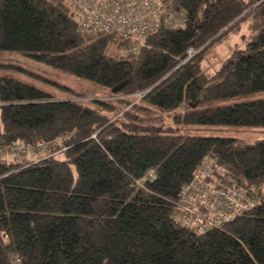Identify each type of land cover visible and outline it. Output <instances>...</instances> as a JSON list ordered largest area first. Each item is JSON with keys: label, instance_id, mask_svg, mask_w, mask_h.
Listing matches in <instances>:
<instances>
[{"label": "trees", "instance_id": "16d2710c", "mask_svg": "<svg viewBox=\"0 0 264 264\" xmlns=\"http://www.w3.org/2000/svg\"><path fill=\"white\" fill-rule=\"evenodd\" d=\"M258 1L162 0L184 25L161 26L138 54L123 55L126 40L83 33L62 0H0V51L106 92L91 99L103 106L100 113L0 76V148L50 145V156L37 162L0 155V264H264V140L185 135L180 127H264V98L198 110L203 102L264 92V0ZM245 25L242 44L206 73L207 50ZM189 49L198 53L189 58ZM141 102L181 111L168 127L163 120L156 125L133 117ZM205 157L258 190L260 204L222 230L197 235L173 215ZM150 170L156 179L138 186Z\"/></svg>", "mask_w": 264, "mask_h": 264}, {"label": "built area", "instance_id": "2783aa9c", "mask_svg": "<svg viewBox=\"0 0 264 264\" xmlns=\"http://www.w3.org/2000/svg\"><path fill=\"white\" fill-rule=\"evenodd\" d=\"M62 1L69 5L73 18L83 33L91 37L118 34L126 40L127 46L122 49L123 55L130 52L138 54L147 47L148 37L161 26L177 29L185 23L181 13L167 10L163 7L162 0ZM260 2L259 0L257 4ZM197 53L198 51L189 49V58ZM49 146L42 140L16 143L0 148V155L13 153L22 159L26 155L34 156L37 151L45 150ZM155 179V171L150 170L136 184L142 186L145 181ZM259 204L258 190L247 189L227 175L226 169L218 165L214 158L205 157L191 182L180 193L173 217L179 226L201 235L211 229L222 230L227 223ZM14 264L20 263L16 261Z\"/></svg>", "mask_w": 264, "mask_h": 264}, {"label": "rangeland", "instance_id": "374dc122", "mask_svg": "<svg viewBox=\"0 0 264 264\" xmlns=\"http://www.w3.org/2000/svg\"><path fill=\"white\" fill-rule=\"evenodd\" d=\"M248 34L246 25L243 27L241 34L231 35L224 42L215 43L205 55L203 64L204 71L208 74H214L218 71L236 49V44H242V35ZM0 76H9L24 83L35 86L45 92H48L58 99H71L81 101V103L94 111L103 113V106L91 102L94 96L102 99L106 94L103 89L95 84L67 74L61 70L37 62L34 58L17 52L0 51ZM81 95V98H76ZM138 99L140 96H137ZM264 98V92H257L249 95H243L235 98L203 102L198 110L230 106L238 103L254 101ZM108 99V98H104ZM137 98L133 99L137 102ZM180 109L174 111H162L157 107L141 102L138 107L133 109V117H145L156 120V125H161V121L168 127L171 124L172 117L180 113ZM178 125H175V127ZM182 133L185 135H196L203 137H225L239 139L250 144L256 141L264 140V127H236V126H212L198 129L188 128L184 130L180 126ZM63 143V141H62ZM49 153V152H48ZM45 150L36 152L35 159L45 157ZM30 158V157H29ZM12 160V158H9Z\"/></svg>", "mask_w": 264, "mask_h": 264}, {"label": "crops", "instance_id": "0c3cea01", "mask_svg": "<svg viewBox=\"0 0 264 264\" xmlns=\"http://www.w3.org/2000/svg\"><path fill=\"white\" fill-rule=\"evenodd\" d=\"M30 158H31V159H34L35 157L31 156Z\"/></svg>", "mask_w": 264, "mask_h": 264}, {"label": "bare ground", "instance_id": "6f19581e", "mask_svg": "<svg viewBox=\"0 0 264 264\" xmlns=\"http://www.w3.org/2000/svg\"><path fill=\"white\" fill-rule=\"evenodd\" d=\"M186 26V25H185ZM119 39V38H118Z\"/></svg>", "mask_w": 264, "mask_h": 264}]
</instances>
